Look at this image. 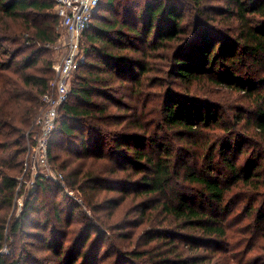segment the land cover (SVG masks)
I'll list each match as a JSON object with an SVG mask.
<instances>
[{
    "label": "trees",
    "instance_id": "16d2710c",
    "mask_svg": "<svg viewBox=\"0 0 264 264\" xmlns=\"http://www.w3.org/2000/svg\"><path fill=\"white\" fill-rule=\"evenodd\" d=\"M118 1L99 0L101 6L83 31L84 59L74 71L49 143L52 167L94 212L105 207L111 213L120 205L112 197L97 201L99 189L119 186L144 198L137 204L142 220L128 226L147 227L154 208L163 214L159 227L145 230L148 243L166 242L165 249L119 250L108 264H137V259L138 264L234 263L235 257L225 254L235 245L223 250L208 245L226 242L229 215L245 200L255 218L239 230H250L254 251L264 249V0ZM116 4L125 10L117 12ZM55 5L56 0H0V264H49L27 245L50 250L56 264H105L114 255L108 248L101 254L100 248L122 226V219L109 212L86 218L66 243L63 236L70 233L60 226L69 225L81 205L65 193L61 181L43 175L19 189L23 203L18 213L14 209L26 132L33 129L41 96L54 76L45 55L61 33ZM187 11L191 17L185 24L195 28L192 35L184 25ZM117 78L121 86L133 83L128 88L136 102L138 92L147 96L143 89L154 88L158 109L151 122L144 111L138 116V105L113 97ZM223 88L242 93L250 104L235 108V124L217 141L214 131L222 127L224 104L212 93ZM176 138L186 141L176 145ZM146 143L156 149L145 151L141 144ZM215 158L224 175L214 172ZM179 179L199 186L203 207L176 188ZM56 189L73 203L65 219L56 204L48 212L40 196ZM223 207L225 213L218 214ZM26 237L39 240L38 246ZM253 258H264V253Z\"/></svg>",
    "mask_w": 264,
    "mask_h": 264
},
{
    "label": "rangeland",
    "instance_id": "374dc122",
    "mask_svg": "<svg viewBox=\"0 0 264 264\" xmlns=\"http://www.w3.org/2000/svg\"><path fill=\"white\" fill-rule=\"evenodd\" d=\"M127 0H119L118 2H126ZM134 1V0H133ZM186 4L188 3L187 0ZM222 3V0H213L210 2V4H219ZM121 5V3H120ZM119 4H116V11L118 12L117 9H121L122 11H124L125 9L123 8V5L120 6ZM101 6V5H100ZM98 6V7H100ZM110 12L107 13V15H112L109 14ZM187 15L184 18V25L188 28V31L190 32V34L192 35V33L194 32L193 25L191 26L190 23L185 24L186 21H188L191 17L190 12L187 11L186 13ZM217 16V14H215ZM90 27V24H89ZM60 37L58 39V41L53 44V46H51V50L49 52V54H46L45 57L50 58L52 60V63H57L61 60V58L64 56L65 54V48H64V44L61 43L60 44V39L64 36L65 32L64 29L62 27H60ZM84 33V32H83ZM82 33V34H83ZM187 38V37H186ZM81 39H82V35H81ZM86 48V47H85ZM80 51L81 53L84 55L85 51H84V47L82 45V43L80 44ZM19 57H21V55H19ZM55 74V73H54ZM155 75V74H153ZM157 75V74H156ZM73 79H74V73L72 74L71 78H70V90L72 88V84L73 83ZM115 89L116 92L114 94V98L115 99H120L121 101H126L128 104H130L131 106L135 105L137 107V111H138V116H140L141 112L144 111V119L146 121L151 122V118H153L154 114V110L158 109L157 105L154 103L157 100V98L152 94L154 88H152L151 90H147L146 88L143 89V91H145L144 93H147L146 95H142L141 96V91L138 92V102H136L135 100H133L132 94L130 93L129 90V86H131V84H133L131 81L127 80L125 81L126 84L125 86H121L120 82L118 80V78L115 80ZM214 90V89H213ZM216 90V91H215ZM213 94V98L214 100H216L217 102L224 104V110H221L222 112L220 113V117L222 127L217 128L214 131V137H217V141H219V137L222 134V131H224L225 129H227V127L232 126V124H235V121L232 120L234 114V110L237 107H245L246 105L250 104V101H248L246 98H244L243 96H239V94L241 95L242 93L239 92H233L231 90H227L225 91V88L223 89H215ZM125 95V96H124ZM100 99V98H99ZM80 99H77L76 97H74L72 99L73 102L78 103ZM113 100V99H112ZM114 110L120 111L117 108H114ZM134 112V110H133ZM234 114V115H233ZM213 130V129H212ZM165 135H168V137L171 136V134L169 135L168 133H166ZM213 140L212 138H209V141ZM186 140H179V139H175L174 143L177 144H183ZM236 141V140H234ZM189 144V142L187 143ZM109 145H111L113 147V144L110 142ZM142 145V149H144L145 151H153L154 149H156V145H150L148 143L146 144H141ZM188 147H190V145H187ZM195 146V144H194ZM153 147V148H152ZM193 149H196L197 147H192ZM245 156L241 157L244 158ZM218 161V158L213 160V164H214V172L216 173H223L224 175V168L221 166V164ZM242 161V160H240ZM55 173H58L56 169H54ZM128 173H132L131 170L127 171ZM126 172V173H127ZM64 175H66V172H63ZM126 173L122 174L121 177H126ZM61 184L64 188L65 193L71 197L73 200L77 201L81 207L76 209L74 211V215H72V220L70 221L69 225L68 223L66 225H61L60 228L62 229V231H64V233H67L66 231H69V235L63 236L66 238V243H68L70 240H72L74 238V236L78 235V232L81 230L82 227V222L83 220H85L86 218L89 219H95L97 217V215H103V213H108L109 209H105V207H102L99 211H95L92 210L89 206H87L84 203V198L82 196V193L79 192L76 189H72L71 187L68 186L65 178L63 179V181H61ZM178 187L179 190H181L182 192H185L193 201V203L197 206V207H203L204 204H202V199L201 196L199 195L200 193V188L199 186H196L194 184H189L188 182H186L185 180L179 179L178 184L176 185V188ZM59 190V189H58ZM72 192V194L69 193ZM64 192H59L56 190H49L46 192H41V197L43 198L42 201L43 203H46V209L48 210V212L52 213L53 208L55 206V204L57 205V208L60 210H62L64 212L63 214V219H65L66 217H69L70 214H68V205L69 204H73L72 201L70 203V199L69 197H67V195ZM85 195V194H84ZM230 196H233V191H231ZM98 197V202H102L103 199L105 198H115L118 202L122 201L120 203V205L118 207H113V209L111 210V213L109 212V214H113L114 217H120L122 219V226L120 228H118L114 233L109 234V237L105 240V243H103V245L101 246V254L103 253L104 249H110V251H112V255H114L115 253H117V251H122L125 249H134V248H138V249H143L146 247H151L153 248V250H159V249H165V244L166 242H161V241H157V242H151L148 243L147 241H149V236L147 235V230H145L147 227H152V228H156L160 226V223L163 220V214H161L160 209H156L154 208L153 210V214L150 218H147V222H148V226L146 227L145 223L140 224L138 226H128L126 223L130 222V221H137L138 222L140 220H142V216H141V209L140 207L137 206V204L139 205V203H141L142 201H144V198L142 195L139 194H135V190L133 188L129 189V188H124L122 189L119 186H116V188H112L110 189V191H106L105 188L103 189H99V193L97 194ZM53 200H56V203L53 204ZM22 203H23V196H22ZM248 201L245 200L243 202H240L237 207L233 208V212H231V214L229 215V218H232L231 220V225H230V229L228 231V237L226 239V242L223 244H215L213 242H210L208 247H210L211 249H213V247H217L219 248V250H223V249H231L233 247V245H235V248L233 247L228 254L230 256V253L233 257L235 258H239L241 261H244L242 264H264V258H253L256 256V254L258 252L264 253V249H257L254 251V248L250 245V230H247L245 232H241L239 229L241 227H243L244 229L249 228L250 224L253 223L254 218L253 215L255 213L254 212H248L247 210V206H248ZM22 206V205H21ZM74 206V205H73ZM257 207V205L255 206V208ZM16 208V212L18 213L19 210L17 209V205L16 207L14 206V209ZM111 208V207H110ZM222 212L217 208V212L218 214L220 213H225V209L224 207L221 208ZM246 213V215H245ZM45 212L42 213V217L45 216ZM161 220V221H160ZM141 223V222H140ZM264 223V222H262ZM263 226V224H261ZM177 228V227H176ZM29 229H33V228H29ZM238 229V230H237ZM145 230V232H144ZM173 230V229H172ZM152 233L156 236V231L152 230ZM262 233V230L259 232ZM62 237V238H63ZM259 237V235H258ZM26 240H30L32 242H35V244L38 246L39 240H35V239H31V238H27ZM21 244V243H19ZM217 245V246H216ZM28 249H31L32 252H35L37 257L41 259L42 262L45 263H49V264H56L55 259H53V256L51 255V251L48 249H41V247H31L29 245H27ZM75 253V252H74ZM204 253H207L206 250L204 251ZM219 257L222 255V253L218 254ZM45 256H50V260L48 259H42V257ZM100 256V255H99ZM115 257H108L105 258V264H108V262L113 263V258ZM218 259V257H215ZM233 258L234 261L236 262H232L231 260V264H239L237 263V260ZM100 259V257H99ZM99 259H97V261H99ZM259 259H262L261 261H259ZM141 261V259H137L134 262L135 263H139ZM141 263V262H140ZM78 264H80L78 262ZM83 264V263H82ZM92 264H96L95 262H93ZM123 264H126L125 262H123ZM202 264V263H201ZM203 264H225L223 263V261H216L214 259H211L210 261H205ZM230 264V263H229Z\"/></svg>",
    "mask_w": 264,
    "mask_h": 264
},
{
    "label": "built area",
    "instance_id": "2783aa9c",
    "mask_svg": "<svg viewBox=\"0 0 264 264\" xmlns=\"http://www.w3.org/2000/svg\"><path fill=\"white\" fill-rule=\"evenodd\" d=\"M98 4L99 0H56L55 11L65 32L60 39V44H64L65 54L59 62L53 64L55 74L49 89L41 96V106L31 127L33 129L26 132L27 150L23 171L18 177L15 202L18 210L22 205L19 189L24 184L32 186L38 175L63 181V174L58 171L55 173L49 161L50 137L56 128L60 109L68 100L70 78L84 59L80 51L81 35L91 23ZM69 193L72 194L70 191Z\"/></svg>",
    "mask_w": 264,
    "mask_h": 264
}]
</instances>
